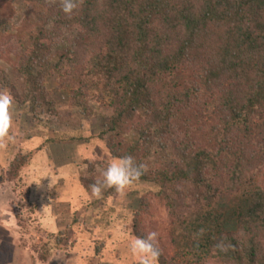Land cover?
Wrapping results in <instances>:
<instances>
[{
	"label": "trees",
	"instance_id": "16d2710c",
	"mask_svg": "<svg viewBox=\"0 0 264 264\" xmlns=\"http://www.w3.org/2000/svg\"><path fill=\"white\" fill-rule=\"evenodd\" d=\"M15 2L42 8L15 42L19 104L56 115L48 80L78 81V106L92 112L95 92L113 110L101 137L109 134L114 158L145 163L158 147L173 152L140 179L160 188L171 217L159 264H264V0H79L70 17L59 0ZM194 117L214 123L207 147L181 131ZM133 130L137 142L126 138ZM35 152L20 151L5 180L20 186ZM149 210L144 198L135 236L150 232Z\"/></svg>",
	"mask_w": 264,
	"mask_h": 264
},
{
	"label": "rangeland",
	"instance_id": "374dc122",
	"mask_svg": "<svg viewBox=\"0 0 264 264\" xmlns=\"http://www.w3.org/2000/svg\"><path fill=\"white\" fill-rule=\"evenodd\" d=\"M41 12L42 8L34 3L0 0V71L4 69L6 73V83L0 84V91L7 90L13 96L12 86L15 85L23 94L25 83L16 69L18 56L15 42L20 39L23 29L41 16ZM66 35L67 38L73 37L70 32ZM59 57L56 52L54 61L58 62ZM48 87L57 101L56 115L42 112L40 108L41 113L35 116L32 103L21 105L13 96L12 124L7 137L0 138V185H3L0 187L10 195L12 190L17 191L13 183L5 180L10 164L20 151L35 150L38 153L35 161L39 163L42 174L53 178L56 176L55 169H61L63 180L58 182L62 183L57 188V182L55 190L49 196L53 198L52 203L56 195L58 198L61 194H65L63 199L72 200L70 225L56 234H48L36 224L30 225V220L33 219V216L30 217L32 203L28 201L27 192L21 183L17 186L21 187L19 200L12 204L13 209H18L22 217L28 220L29 227L27 230L20 228L22 242L12 240L11 244L3 245L1 255L9 256L17 243L21 247L29 245L34 250L37 254V257L33 256L36 257V263L48 262L52 257L58 256L54 264H63L62 257L76 256L77 253L89 256L82 264H116L114 260L117 256L122 258L121 263L125 262L132 257L124 246L127 243L119 242V237H136L133 232L134 218L141 210L144 198L150 204L144 224L150 232H157V240L161 245H169L171 217L165 202L157 197L156 193L160 191L157 185L139 180L124 193L107 189L102 199L90 196L89 186L101 179L102 170L114 158L107 147L109 134L105 138L101 137L102 132L107 129L113 110L100 101L95 92L88 98L92 112L78 106L72 95L74 89L79 87L78 81L62 86L57 78H50ZM213 124L208 118L194 117L190 122L181 121L180 125L181 131L189 132L198 146L207 147L212 144L210 130ZM126 138L137 142L140 134L133 130ZM44 144V150L40 151L38 148ZM172 158L174 154L171 149L158 147L145 163L148 169L157 170ZM0 201L3 202L1 198ZM86 209L88 211L84 212ZM8 234L5 228H0V235ZM9 236L13 238L14 235ZM44 258L48 259L45 261ZM99 258H104L107 262L101 263Z\"/></svg>",
	"mask_w": 264,
	"mask_h": 264
},
{
	"label": "crops",
	"instance_id": "0c3cea01",
	"mask_svg": "<svg viewBox=\"0 0 264 264\" xmlns=\"http://www.w3.org/2000/svg\"><path fill=\"white\" fill-rule=\"evenodd\" d=\"M46 150H49V148L46 147ZM37 154L38 153L35 152L34 159L32 160L31 164L23 170L20 184L22 183L21 185L23 186V189L27 192L28 201L35 207V213L33 214V219L30 220V225L36 224L38 227L46 231V233L56 234L58 232H61L65 226L70 225L69 215L73 213V203L69 198H62L65 194L58 195V198L56 195V199H54V203H52L53 198L49 196L50 192L46 191V185L48 184L50 176H48L47 174H42L40 172L41 170L38 165L39 163H36L35 161ZM55 172L56 176L53 178L55 179L54 181L56 184L58 181L63 180V176L61 175V169H55ZM53 178L51 176V179ZM11 183H13L15 185V188L17 189V191L12 190V195H10L8 192H4V189L0 187V198L3 201H0V228H5L9 232L8 236L0 235V251L2 250L3 245L11 244L12 240H14L15 242H22L20 230L21 227L18 222L17 213L13 209L14 206L12 204L13 201L19 200L21 187L18 188L16 183ZM61 183L62 182H58L56 184L57 188ZM0 186L3 185L1 184ZM86 211H88V209H86L84 212ZM11 234L14 235L13 238L12 236H9ZM132 238L133 237H119V242L123 243L125 241L127 243L125 245L123 244L127 252L128 241ZM34 255L37 257V254L34 252V250L31 249L29 245L21 247L16 243L13 253H11L9 256H6L4 254L1 255L0 264H18V261H21V264H50V262L51 264H54L57 262L58 257L54 256L55 259L54 257H52L48 262L36 263V257H33ZM75 257L77 258L78 264H82V262L89 258V256H87L85 253H77ZM99 259L101 263L107 262V260H104V258H102V260L101 258ZM121 260L122 258L117 256L116 260L114 261L116 264L117 262L119 264H135L133 258H127L126 261L122 263L120 262Z\"/></svg>",
	"mask_w": 264,
	"mask_h": 264
},
{
	"label": "clouds",
	"instance_id": "9594fccd",
	"mask_svg": "<svg viewBox=\"0 0 264 264\" xmlns=\"http://www.w3.org/2000/svg\"><path fill=\"white\" fill-rule=\"evenodd\" d=\"M55 2L56 0H53V3ZM59 3L62 12L70 17L74 10L78 8L79 0H59ZM13 105V96L7 90L0 91V138H5L8 135L12 124ZM147 170L148 165L146 163H138L132 155L113 158L102 170L101 179L96 180L89 186L90 196L102 199L107 189H114L117 193H124L139 181ZM53 190H55V181L49 178L46 191L52 192ZM157 239V232L152 231L128 241V252L135 264H158L161 251L158 247ZM61 259L63 264H78L75 256H65Z\"/></svg>",
	"mask_w": 264,
	"mask_h": 264
}]
</instances>
